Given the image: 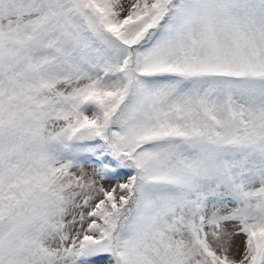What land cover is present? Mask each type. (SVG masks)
Masks as SVG:
<instances>
[{
    "label": "snow or ice",
    "instance_id": "obj_1",
    "mask_svg": "<svg viewBox=\"0 0 264 264\" xmlns=\"http://www.w3.org/2000/svg\"><path fill=\"white\" fill-rule=\"evenodd\" d=\"M0 264H264V0H0Z\"/></svg>",
    "mask_w": 264,
    "mask_h": 264
}]
</instances>
